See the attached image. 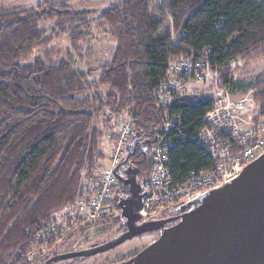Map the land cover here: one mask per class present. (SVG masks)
I'll return each mask as SVG.
<instances>
[{"label":"trees","instance_id":"16d2710c","mask_svg":"<svg viewBox=\"0 0 264 264\" xmlns=\"http://www.w3.org/2000/svg\"><path fill=\"white\" fill-rule=\"evenodd\" d=\"M162 1L121 0L100 11L116 47L108 61L85 69L74 58L53 59L51 44L68 33L74 50L99 51L88 45L93 11L46 2L0 7V264H30L36 245L54 243L56 235H42L56 213L79 197L83 175L109 159L94 127L100 116L106 132L111 113L137 118L126 159L136 161L140 181L148 171L142 136L161 120L154 95L171 59L208 48L212 68L234 90L232 74L247 76L246 67L264 57V0ZM254 89L263 117L264 72ZM210 107L197 97L177 102L185 139L170 150L174 172L211 163L192 140Z\"/></svg>","mask_w":264,"mask_h":264},{"label":"built area","instance_id":"2783aa9c","mask_svg":"<svg viewBox=\"0 0 264 264\" xmlns=\"http://www.w3.org/2000/svg\"><path fill=\"white\" fill-rule=\"evenodd\" d=\"M187 56L171 59L165 78L155 92L163 113L158 123L149 124L148 135H143L149 146L146 150L148 171L140 178L141 219L149 220L163 211L176 209L201 194L219 188L236 179L249 163L264 153V116L253 97L240 96L223 81L210 63V49L192 51ZM254 91L251 88L249 92ZM185 97L211 101V107L201 117L192 140L210 156L211 163L185 174L173 170L170 150L185 139L181 116L176 104ZM257 110L254 117H247ZM111 128L105 137L111 142L110 157L103 166L83 175L80 195L75 202L56 213L46 238L55 240L80 232L94 224L121 215L118 202L126 197L116 167L126 159L136 144L134 121L130 114L110 116ZM128 159V158H127ZM140 219V220H141ZM55 242V241H54ZM54 243L44 241L28 254V259L39 255L42 248L51 249Z\"/></svg>","mask_w":264,"mask_h":264},{"label":"water","instance_id":"95a60500","mask_svg":"<svg viewBox=\"0 0 264 264\" xmlns=\"http://www.w3.org/2000/svg\"><path fill=\"white\" fill-rule=\"evenodd\" d=\"M122 163L115 172L129 195L120 199L118 208L128 230L88 248L57 253L45 264L108 251L169 221L137 224L142 198L138 171L128 167L122 175ZM182 207L188 210L177 217V223L162 228L156 241L121 264H264V153L245 166L236 179Z\"/></svg>","mask_w":264,"mask_h":264},{"label":"rangeland","instance_id":"374dc122","mask_svg":"<svg viewBox=\"0 0 264 264\" xmlns=\"http://www.w3.org/2000/svg\"><path fill=\"white\" fill-rule=\"evenodd\" d=\"M61 1L68 2L67 0H0V7H32L43 2L53 4H64ZM118 1L119 0H72L75 5L81 8L78 10L93 11L90 17H92L91 27L94 36H91L88 45H96L99 51L93 52L94 50L92 51L91 49H88L91 50L92 53L88 52L87 54L82 51L78 52L74 50L69 45L68 33H65L64 35L55 36L54 42L53 44H51V47L53 48V50H51L52 58L57 59L61 57L63 60H69V58H74L75 63L84 69L86 64L88 63L97 67L99 66L98 64L103 63V61H108L112 57V53L116 47V43L114 41H111L108 31L106 30V28L99 25V21L97 20V18L98 13L100 11L109 8L107 7L108 5L112 6L118 3ZM159 1L161 4L163 3L162 0ZM71 7L74 8L73 6ZM170 26L172 30V23ZM41 51L42 50H36V55H42L43 53ZM80 52L82 53L80 54ZM29 61H33V59L31 58L29 59ZM246 70H248L247 76L242 75L239 71H235L231 76V85L234 90L239 93L240 96L246 95V97H253L254 101L257 103L259 108V104L256 100V91H249L251 88L256 87L257 78L264 72V57L250 63L246 67ZM256 112L257 110L255 109L253 114H248L247 117H254ZM111 115L116 116V114L111 113L108 115V119H110ZM122 115L126 116V113ZM103 120L104 118L100 116L97 122L95 123L94 127L96 129H99L103 133L102 147H104V150L103 148L102 150L107 153H105L106 157L109 158L111 142L108 141V139L105 137L107 133L106 127H108L109 124L105 127L104 124L106 122H104ZM119 172L121 173L120 169ZM121 174L125 175L124 172ZM172 211H174V209L165 210L160 215L169 214ZM122 219L123 217L122 215H120L117 218L108 219L105 222L89 226L80 232H72L71 235L65 236L62 239H56L54 244L50 246V248L52 247L51 249L42 248V251L41 253H39V255L32 256V259H28V261L30 264H36L39 260L43 259L44 257L53 255L57 252L64 253L65 251L84 249L90 247L95 243H101L103 241H106L117 233L118 227H120V222ZM156 236L157 234H152L149 236H144L142 238L134 239L132 241H127L124 244H121L113 251H111V254H119V256H122L124 254L123 257H127V255L131 252L139 250L143 246L147 245L148 242L156 238ZM102 258L103 255H96L91 257L89 256L85 258L76 257L66 260H60L55 264H101Z\"/></svg>","mask_w":264,"mask_h":264},{"label":"flooded vegetation","instance_id":"af4514ba","mask_svg":"<svg viewBox=\"0 0 264 264\" xmlns=\"http://www.w3.org/2000/svg\"><path fill=\"white\" fill-rule=\"evenodd\" d=\"M146 143H143L141 145H143V148H146L145 146ZM135 147V146H134ZM122 165L120 167V171L121 173H123L128 167L129 168H135L137 169V163L134 159H126L124 161H122ZM184 205V204H183ZM179 206L178 208L174 209V211H172L171 213L169 214H164V215H159L153 219H149V220H144V219H141L138 221L137 224H141V223H144V222H147V221H152V220H169L167 221L166 223L163 224V222L159 223V225H161L162 228H167V227H170L172 225H174L175 223L178 222V219L177 217H180L182 214H184L188 209L187 208H183L182 206ZM162 228H159V229H156V230H153V231H147V232H144V233H141L139 234L138 236H135L131 239H128L124 242H122L121 244H124L125 242L127 241H132L134 239H137V238H142L144 236H149V235H152V234H157L156 238H154L153 240H151L150 242H148L147 245L143 246L142 248H140L139 250H136L134 252H131L130 254L127 255V257H123L122 256H119V254H116V255H112L111 254V251H113L114 249H116L117 247H119L121 244H119L118 246H116L115 248H112L108 251H105V252H101V253H98V254H95L93 256H96V255H103V258H102V263L101 264H121L127 260H130L131 258H133L138 252H140L141 250H143L145 247H147L148 245H150L151 243H153L154 241H156L159 237H160V234H161V230ZM128 230V224H127V220L125 218H123L120 222V227H118V231L117 233L111 237L110 239L106 240V241H109V240H112L114 238H116L118 235L126 232ZM106 241H103V242H106ZM101 242V243H103ZM95 244H100V243H95ZM93 244V245H95ZM91 245V246H93ZM90 246V247H91ZM65 252H68V251H65ZM58 253V252H57ZM55 253V254H57ZM62 253V252H61ZM55 254L53 255H49V256H46L44 257L43 259L39 260L36 264H45L47 263V261L52 257L54 256ZM107 254V255H106ZM105 256V257H104ZM91 257V256H90ZM79 258H85V257H79ZM59 261H56V262H51L49 264H55Z\"/></svg>","mask_w":264,"mask_h":264},{"label":"crops","instance_id":"0c3cea01","mask_svg":"<svg viewBox=\"0 0 264 264\" xmlns=\"http://www.w3.org/2000/svg\"><path fill=\"white\" fill-rule=\"evenodd\" d=\"M68 2H63V3H66V4H70L71 6H73L75 9H81L79 6L75 5L72 0H67ZM90 1V0H89ZM121 0H119L118 2H120ZM116 3V2H115ZM111 5H108L107 7H110ZM79 7V8H78Z\"/></svg>","mask_w":264,"mask_h":264},{"label":"bare ground","instance_id":"6f19581e","mask_svg":"<svg viewBox=\"0 0 264 264\" xmlns=\"http://www.w3.org/2000/svg\"><path fill=\"white\" fill-rule=\"evenodd\" d=\"M135 145H136V144H135ZM135 145H134V146H135ZM146 145H148V144L146 143ZM148 146H149V145H148ZM111 148H112V146H111ZM133 148H134V147H133ZM128 195H129V193H128ZM128 195H127V196H128ZM127 196H126V197H127ZM122 198H123V197H122ZM119 201H120V200H119ZM118 203H119V202H118ZM119 209H120V208H119ZM121 211H122V210H121Z\"/></svg>","mask_w":264,"mask_h":264}]
</instances>
